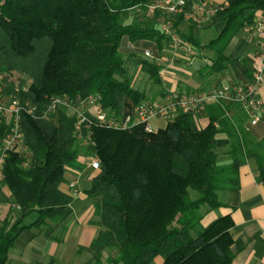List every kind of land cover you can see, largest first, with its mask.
Wrapping results in <instances>:
<instances>
[{
    "label": "trees",
    "instance_id": "1",
    "mask_svg": "<svg viewBox=\"0 0 264 264\" xmlns=\"http://www.w3.org/2000/svg\"><path fill=\"white\" fill-rule=\"evenodd\" d=\"M153 1L0 0V97L6 87L16 85L18 98L40 111L51 98L77 105L97 96L101 110L120 119L126 98L135 106L147 101L132 85L131 68L139 67L154 86L162 87L161 68L143 52L148 49L158 57L167 35L151 23H122L128 12H143ZM195 2H187L173 28L193 48L215 53L205 68L208 76L225 69L230 62L226 47L264 11V0H225L208 25H221L218 36L203 48L193 38L195 24L189 22L185 33L178 30ZM125 41L130 46L126 54ZM204 109L209 117L205 128L197 126L192 114H178L153 133L140 125L115 130L93 124L82 126L80 135L75 118L63 110L47 118L20 112L27 152L6 153L1 170V185L18 211L0 223V264L7 263L24 231L63 239L73 220L74 197L60 186L66 169L84 168L78 162L82 155L96 156L100 165L86 191L98 230L84 264H152L158 257L162 264H232V246L237 252L244 247L233 240L230 215L203 227L202 209L222 206L219 191L238 192V171L249 158L256 159L257 181L264 186V156L248 148L243 130L225 117L223 105L210 103ZM217 125L228 127L229 164L218 163ZM9 130L2 119L0 141ZM31 215L36 219L26 224ZM54 263L50 258L45 264Z\"/></svg>",
    "mask_w": 264,
    "mask_h": 264
},
{
    "label": "crops",
    "instance_id": "2",
    "mask_svg": "<svg viewBox=\"0 0 264 264\" xmlns=\"http://www.w3.org/2000/svg\"><path fill=\"white\" fill-rule=\"evenodd\" d=\"M206 1L210 2L216 9L225 5V0ZM208 25L206 23L196 25L192 34L196 31L212 28ZM154 26L157 29L160 28L159 23H155ZM213 27L219 33L221 25ZM188 28L189 22L185 20L179 25L178 30L180 33H185ZM240 35H235L228 44L225 56L230 62L225 69L208 76H206L205 68L215 58L214 52L195 49L190 44L188 45L193 50L192 55L180 50L173 51L167 37L158 56L164 61V66L161 67L160 71L162 87H158L159 93L156 98H164L169 93L180 94L211 90L224 83L248 84L258 62L256 55L262 54L264 56V43L254 38H248L243 34ZM205 45L200 44L199 46L203 48ZM127 46L128 43L125 41L122 45L125 54L127 53ZM128 47L130 48V46ZM257 94L261 102L262 116L253 126L249 125V119L239 106L228 103H224L223 106L225 117L235 124V127L243 130V138L248 148L252 152L264 156V85L258 88ZM134 106L132 101L126 98L121 118L133 116ZM206 112L204 109L201 113L193 115L197 126L200 128H205L209 124V117ZM152 121L159 123L163 120L158 118ZM165 126L166 122L163 121V125L161 123L156 129H163ZM217 127L220 128L216 136L218 163L221 165L229 164L231 157L229 155L230 139L226 131L228 127L223 125H217ZM245 127H248L247 131L244 130ZM85 160L86 157L83 155L78 158V162L84 167L81 171L65 170L64 183L60 186L63 192L74 197V201L70 205L73 220L70 222L63 239L57 241L52 235H44L36 230L24 231L15 241L6 264H45L50 258L55 260L54 264H84L89 260L93 251L92 240L98 229L92 224L93 200L87 197L86 191L89 189L91 179L98 172H93L86 165ZM258 175L256 159H247L238 171V192L219 191L217 198L222 206L215 210H209L206 207L202 209L201 225L203 227L219 217L230 215L235 225L232 232L233 240H238L244 247L237 252L236 247L232 246V251L235 254L232 264H264V186L257 181ZM70 185H73L74 189ZM74 190L79 192V195L74 196ZM17 211L18 208L12 205L9 190L1 185L0 175V223L9 214L15 215ZM57 231L58 229L55 230V233ZM69 241L75 242V257L72 255L71 260L66 261L65 247ZM79 256L84 257L80 260ZM153 263L162 264V259L158 257Z\"/></svg>",
    "mask_w": 264,
    "mask_h": 264
},
{
    "label": "built area",
    "instance_id": "3",
    "mask_svg": "<svg viewBox=\"0 0 264 264\" xmlns=\"http://www.w3.org/2000/svg\"><path fill=\"white\" fill-rule=\"evenodd\" d=\"M189 0H156L144 8V14L151 17L156 13L166 16V23L162 25L161 31L170 40L171 49L180 50L188 55L193 54V50L173 28V20L183 12ZM138 10V9H137ZM217 9L206 0H196L190 13L184 16V20L196 25L209 22ZM242 34L248 38H254L264 43V11L258 12L251 25L242 29ZM143 57L150 60L155 66L163 67L164 63L160 57L154 56L149 50H144ZM258 62L252 72L251 80L248 84H220L211 90H202L193 93H169L158 101H143L134 106V114L125 119H115L108 117L100 108L99 97L90 96L77 105H72L65 98L56 97L48 100L44 109L37 111L35 107L29 106L28 102L21 101L18 87L13 86L11 97L5 102L0 98V121L5 119L10 124V130L0 141V175L6 153L14 152L25 155L27 150L23 144V137L19 127V114L25 112L33 118H47L58 110H63L68 116L76 120V129L80 135L81 127L88 128L95 124L102 128L125 130L131 126L140 125L144 132L153 133L151 126L153 119H162L165 122H172L178 114L196 115L210 103L239 106L247 118L249 125L257 124L262 116L261 102L258 97V88L264 85V56L257 54ZM31 81L26 82L22 91L26 92ZM1 89V87H0ZM2 99V100H1ZM248 130V127L247 129ZM80 137V136H79ZM86 165L93 171L98 172L100 165L96 156L90 155L85 160ZM73 188V185H70ZM74 189V188H73ZM73 195H79L76 190Z\"/></svg>",
    "mask_w": 264,
    "mask_h": 264
},
{
    "label": "rangeland",
    "instance_id": "4",
    "mask_svg": "<svg viewBox=\"0 0 264 264\" xmlns=\"http://www.w3.org/2000/svg\"><path fill=\"white\" fill-rule=\"evenodd\" d=\"M158 20H160V21H158ZM166 20L167 19H166V16L164 14L159 13L156 17L154 15L151 16V17H147L144 14V12L139 11L137 9H134L133 11L128 12L126 16L122 17V23L125 24V25H128L130 23H140V24H150L151 23L152 25H155V23H159L160 24V29H161L162 25L167 22ZM174 20H173V22H174ZM202 24H205V23H202ZM206 24H209V23L206 22ZM240 34H242V31L237 32L236 36L240 35ZM193 35H194L193 38L196 40V42L199 45L200 44H206L207 45L210 41H212V40L217 38L218 32H217V30L214 27H212L210 29H204V30L196 31V32H194ZM240 36H242V35H240ZM227 47H226V49L224 51L225 55L227 54L226 53ZM204 50H207V49H204ZM207 51H210V50H207ZM210 52H212V51H210ZM163 63H164V61H163ZM130 76L132 78L133 87L138 89V90H140L141 92H144L146 94V96H147V100H149V101H158L160 99H163L162 97L161 98H156V96L159 93V88L152 84V82L148 79V76L143 74L140 71L139 67L131 68ZM13 89H14L13 86L6 87L4 89V91H3V96H1L0 98L4 99V101L6 102L9 99V97H11V92H13ZM163 121L159 122L160 124L157 123V122L155 123L153 121L151 122V126L154 129V132L157 131L156 127L158 125H161V123L163 125ZM166 124H167V122H166ZM35 219H36V215H31L27 219L26 224L32 223ZM75 248H76V246H75V242L74 241H69V243L66 244V247H65V260L66 261L71 260L72 255H74V257H75V253H74ZM83 257L84 256H79V259L81 260ZM153 264H155V263H153Z\"/></svg>",
    "mask_w": 264,
    "mask_h": 264
}]
</instances>
